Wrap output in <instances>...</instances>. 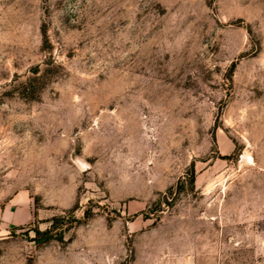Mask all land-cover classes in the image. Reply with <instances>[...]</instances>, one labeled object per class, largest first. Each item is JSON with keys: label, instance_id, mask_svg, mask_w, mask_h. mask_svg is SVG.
I'll list each match as a JSON object with an SVG mask.
<instances>
[{"label": "rangeland", "instance_id": "1", "mask_svg": "<svg viewBox=\"0 0 264 264\" xmlns=\"http://www.w3.org/2000/svg\"><path fill=\"white\" fill-rule=\"evenodd\" d=\"M20 193L0 264H264V0H0Z\"/></svg>", "mask_w": 264, "mask_h": 264}, {"label": "crops", "instance_id": "2", "mask_svg": "<svg viewBox=\"0 0 264 264\" xmlns=\"http://www.w3.org/2000/svg\"><path fill=\"white\" fill-rule=\"evenodd\" d=\"M0 222L7 228L25 227L33 222V213L28 195L20 193L0 206Z\"/></svg>", "mask_w": 264, "mask_h": 264}, {"label": "trees", "instance_id": "3", "mask_svg": "<svg viewBox=\"0 0 264 264\" xmlns=\"http://www.w3.org/2000/svg\"><path fill=\"white\" fill-rule=\"evenodd\" d=\"M191 181L193 183V175L191 176ZM84 216V219L82 221H75L76 223L80 224L81 222L86 221L88 218H90V213L88 211H86ZM57 223H59L60 226H62V223L65 222V224L67 223L66 221H61L59 219H56ZM59 220V221H58ZM57 226L55 225L54 221L52 222L51 220V225L48 229L46 230H39L38 228L34 229L33 232V237H31V241L36 244V245H43L46 244L52 240H56L61 242L63 240V231H57L56 233H54V231H56ZM23 229V228H21ZM67 227L64 229L66 230Z\"/></svg>", "mask_w": 264, "mask_h": 264}]
</instances>
